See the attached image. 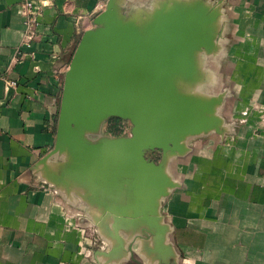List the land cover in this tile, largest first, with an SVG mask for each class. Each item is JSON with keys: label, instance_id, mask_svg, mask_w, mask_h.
Segmentation results:
<instances>
[{"label": "crops", "instance_id": "obj_1", "mask_svg": "<svg viewBox=\"0 0 264 264\" xmlns=\"http://www.w3.org/2000/svg\"><path fill=\"white\" fill-rule=\"evenodd\" d=\"M23 1L0 0V264H264V0H36L29 47ZM184 14L201 40L171 82L197 129L145 151L156 171L101 157L116 117L59 140L83 33Z\"/></svg>", "mask_w": 264, "mask_h": 264}, {"label": "water", "instance_id": "obj_2", "mask_svg": "<svg viewBox=\"0 0 264 264\" xmlns=\"http://www.w3.org/2000/svg\"><path fill=\"white\" fill-rule=\"evenodd\" d=\"M198 20L195 14L160 19L146 38L132 28L84 32L63 82L58 139L88 148L91 144L80 140L74 127L94 126L108 117L127 119L131 136L98 144L101 157L127 154L142 174L155 172L145 151L166 150L177 145L183 131L197 129L171 75L189 70L201 40Z\"/></svg>", "mask_w": 264, "mask_h": 264}, {"label": "built area", "instance_id": "obj_3", "mask_svg": "<svg viewBox=\"0 0 264 264\" xmlns=\"http://www.w3.org/2000/svg\"><path fill=\"white\" fill-rule=\"evenodd\" d=\"M23 15L27 20V29L23 36L22 45L30 46L35 42L37 37V25H38V8L36 7V0H24L22 2ZM10 85L14 86V82H9ZM119 131L123 133V137H130L132 132V124L130 121L128 123H122L119 127Z\"/></svg>", "mask_w": 264, "mask_h": 264}, {"label": "rangeland", "instance_id": "obj_4", "mask_svg": "<svg viewBox=\"0 0 264 264\" xmlns=\"http://www.w3.org/2000/svg\"><path fill=\"white\" fill-rule=\"evenodd\" d=\"M106 120L107 119H105L104 120V122H106ZM128 121L129 120H127V119H119V122H117V127L116 128H114V129H112L111 130V132H109V134L108 135H110V136H112V137H117V136H120V137H123V133L121 132V131H119V125H122V123H128ZM111 124V123H110ZM85 138V140L88 142V143H92V142H94V139L92 140V139H90V138H88V137H84ZM95 142H97V141H95Z\"/></svg>", "mask_w": 264, "mask_h": 264}]
</instances>
